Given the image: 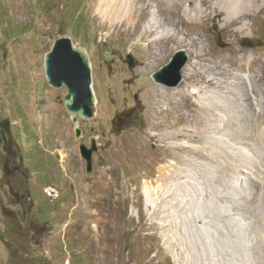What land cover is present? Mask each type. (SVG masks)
<instances>
[{
	"label": "rangeland",
	"instance_id": "374dc122",
	"mask_svg": "<svg viewBox=\"0 0 264 264\" xmlns=\"http://www.w3.org/2000/svg\"><path fill=\"white\" fill-rule=\"evenodd\" d=\"M99 3L0 0V123L14 153L6 152L0 128V264H202L198 258L207 264L218 257L210 244L219 238L238 257L234 242L253 256L254 218L232 207L248 204L247 196L231 205L217 190L228 184L231 194L241 190L255 196L261 207L264 185L243 189L247 173L238 180L219 159L185 160L192 155L174 144L182 133L196 134L179 132L183 115L192 116V100L184 88L186 67L197 55L184 37L204 35L213 59L246 56L264 63V17L238 34L221 16L191 20L168 40L158 33L163 28L143 36L139 30L134 34L123 25H111L99 13ZM150 16L141 13L142 23ZM159 18L163 21L165 15ZM169 28L176 29L167 26L165 31ZM61 36L84 48L92 64L96 116L79 119L81 138L65 106L67 87L55 88L46 77L45 56ZM179 49L189 55L182 81L177 86L158 83L153 73ZM233 87V92L224 88L229 97L225 93L216 110L220 118L229 117L228 125L219 129L224 120L217 123L220 127L210 135L218 129L214 145L242 165L262 164V151L242 141L235 134V120L222 111L234 104L238 91ZM165 88L182 94L168 99ZM92 138L98 151L89 175L80 143L90 145ZM225 170L230 176H224ZM220 211L224 213L218 216ZM197 242L209 248L207 255L199 252Z\"/></svg>",
	"mask_w": 264,
	"mask_h": 264
},
{
	"label": "bare ground",
	"instance_id": "6f19581e",
	"mask_svg": "<svg viewBox=\"0 0 264 264\" xmlns=\"http://www.w3.org/2000/svg\"><path fill=\"white\" fill-rule=\"evenodd\" d=\"M98 11L111 25H123L129 33L134 31L135 34L139 30L143 36H151L155 30L163 28L158 33L159 35L161 33L162 35L164 34L169 40L177 33L183 32L184 27H181V25L185 26L187 21L204 20L217 16L223 17L224 24L230 26L235 34L247 28H253L256 18L264 17V0H100ZM143 12H148L151 16L142 23L140 15ZM159 15H165L163 21L162 18H159ZM167 26H174L176 29L172 31L169 28V31L166 32ZM184 38L188 46L190 44L196 47L197 55L193 63L191 62L186 67L188 68V77L184 88V92H187L189 99L191 98L192 100V116L183 115L185 125L181 126L179 132L195 130L196 134L182 133L175 137L174 145H178V151L192 155L191 158H185V160L191 159L194 161L197 156L219 159L228 169L236 173L238 180L242 179L243 172L247 173L246 182L241 181L243 189L249 187L247 184H250L252 188L263 187L264 63L260 62L258 58H248L246 56L235 57L236 59H213L209 57V53L206 51L204 35L198 33L196 36L191 35ZM112 53L109 54L111 55ZM228 62H230V65H228ZM190 80L191 83L188 82ZM230 80H233L234 83L230 82ZM232 85L234 86L232 90L235 88L238 91L237 97L235 95L236 98L234 97L235 101L233 100L234 104L231 107L222 108V111L225 113L226 111L229 112L235 120V134L242 141L251 142L257 149L262 151V164L242 165L233 158L228 150H219L215 146L216 144L214 145V133L216 137L220 135H216L218 129L210 135L212 129L220 127L217 123L224 120V127L221 126L219 129H224L228 125L229 117L228 119H224L225 117L220 118L216 110L222 107L220 102L223 100L221 98L227 94L225 89L231 91L230 86ZM173 89L165 88L163 90L168 99H174L182 94V90L175 91ZM93 90L96 102H98L97 90L94 85ZM182 139L194 141L195 145L182 142ZM182 156L183 154L180 157ZM242 166L247 167V170H244ZM223 173L224 176H230L228 170ZM231 190L232 187L230 185L224 184V189L221 191L217 190V193L218 195L220 194L219 198L222 201H227L231 205L232 202L246 201L244 198L247 196L248 204L243 202L234 203L232 207H241L254 218L256 227L251 228L252 232L256 233V238L254 239L256 246L253 249V256L249 252L244 254L243 248H239V243L234 242L233 247L239 251L240 257H238L229 248L227 241L219 238L217 243L213 242L210 244L213 247V252L217 253L218 257L210 258L207 264H264V204L258 207L255 196H250L248 193L245 195L241 190H236L231 194ZM245 190L249 192L248 190L252 189L247 188ZM255 193L257 195L260 194V192ZM223 213L224 211H220L218 216L223 215ZM97 219L100 220V218ZM112 229L110 228V231ZM208 232L211 233L210 230ZM197 248L202 255L208 254L207 249L209 248L206 249L202 242H197ZM111 252L109 251L107 256H110ZM231 257H234V259L232 260ZM199 262L204 264L202 258H198Z\"/></svg>",
	"mask_w": 264,
	"mask_h": 264
},
{
	"label": "water",
	"instance_id": "95a60500",
	"mask_svg": "<svg viewBox=\"0 0 264 264\" xmlns=\"http://www.w3.org/2000/svg\"><path fill=\"white\" fill-rule=\"evenodd\" d=\"M112 54L108 58H111ZM107 58V59H108ZM189 55L185 49H179L164 66L153 73L158 83L177 86L183 79V68ZM132 64V61L129 62ZM45 70L48 83L55 87H67L64 102L75 123L76 136L81 138L82 129L79 119L92 120L96 116V96L93 90L92 65L88 52L77 46L69 36L57 38L45 56ZM81 155L86 161L87 173H94V154L98 151L95 138L90 145L80 143ZM51 193L50 190H48Z\"/></svg>",
	"mask_w": 264,
	"mask_h": 264
},
{
	"label": "trees",
	"instance_id": "16d2710c",
	"mask_svg": "<svg viewBox=\"0 0 264 264\" xmlns=\"http://www.w3.org/2000/svg\"><path fill=\"white\" fill-rule=\"evenodd\" d=\"M2 123H3V122L0 123V128H1V140L4 141V142H6V152H7L9 155L13 156L14 153H13V151H11L10 148L8 147V142L6 141V131H4V129H3V128H4V125H3ZM9 163H10V162H6V163H5V176H6V177H9V175L12 174V173H11V169L9 168Z\"/></svg>",
	"mask_w": 264,
	"mask_h": 264
}]
</instances>
